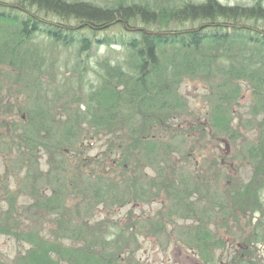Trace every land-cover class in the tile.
Segmentation results:
<instances>
[{
    "label": "trees",
    "instance_id": "1",
    "mask_svg": "<svg viewBox=\"0 0 264 264\" xmlns=\"http://www.w3.org/2000/svg\"><path fill=\"white\" fill-rule=\"evenodd\" d=\"M177 2L162 0L160 5H149L0 0V80L7 78L18 84L29 97L40 99L42 77L48 76L50 49L72 48L77 59L83 54L89 57L92 48L98 47L126 52L125 57L114 61L109 57L97 60V83L88 89L85 84L78 85V93L69 96L79 99L64 104L61 114L43 108L38 101L33 103L35 108L17 105L14 109L2 93L6 89L0 87V151L4 148L6 154L19 158L16 163L31 182L30 205L38 210L37 228H22L21 224H27L15 218L16 195L7 197L10 207L0 212V235L29 247L11 262L0 260V264H140L133 258L137 235L123 230L113 233L106 222L97 221L93 211L100 205L123 207L134 201L162 199L164 210L154 222H137L140 228L146 226L153 233H164L167 220L188 219L196 214L201 219L205 214L202 199H192L197 189L202 196V182L177 181L164 172L169 146L161 137L172 131L174 120L189 113L180 94L184 80L218 79L214 87H208L206 101L212 105L209 126L222 130L223 135L230 133L238 82L246 80L255 95L262 93L264 0H255L250 6L222 5L219 0ZM116 28L119 35L109 33ZM38 36L51 44L47 47L38 43ZM86 64L76 63L75 68L82 67L84 73L89 68ZM254 108L264 115V98ZM8 112H22L25 119L9 121L5 119ZM87 137L110 138L108 154L115 156L112 165L118 169L113 178L93 173L83 176L88 166L83 161L71 178L62 176L68 156L77 146L81 151L79 145ZM262 149L264 157V145ZM248 153L257 159L260 151L252 147ZM42 157L48 165L45 173L40 165ZM142 164L156 172L158 181L141 171ZM250 181L248 184L227 178L221 190L212 192V206L220 211L233 206L242 214L260 215L257 226L243 240L246 251L239 249L243 257H234L236 263L227 264H258L251 248L264 241V233L258 229L264 225L261 161ZM221 197L227 198L226 203ZM220 213L223 222L230 214H237ZM47 224L52 227L45 228ZM206 228L200 221L187 232L202 259L212 262V257L208 260L209 252L220 249L223 243H218Z\"/></svg>",
    "mask_w": 264,
    "mask_h": 264
},
{
    "label": "rangeland",
    "instance_id": "2",
    "mask_svg": "<svg viewBox=\"0 0 264 264\" xmlns=\"http://www.w3.org/2000/svg\"><path fill=\"white\" fill-rule=\"evenodd\" d=\"M88 1L98 4L123 1L128 4L147 3L149 5L156 2L157 5H160L162 2V0ZM172 1L178 4V0ZM183 1L200 3L204 0H181V2ZM219 1L222 5L250 6L255 0ZM109 33L120 34L118 28L109 31ZM37 42L47 47L51 44V41L43 36H38ZM125 55L126 52L120 48L98 47L92 48L89 57L83 54L77 59L72 48L55 47L50 49L48 76L42 77L43 85L39 100L35 95L29 97L27 93L23 92L21 86L7 78L0 80V87L6 89L2 93L8 96V102L14 109L17 105L22 108L27 105L35 108L33 103L38 101L43 108H50L61 114L64 104H73L79 99V97H71L78 93V85L85 84L88 89L90 84L97 83L96 73L99 71L96 67L97 60L109 57L111 61H114L125 57ZM79 62L81 65L88 63L86 67L89 66V68L84 73L81 72L82 67L75 68V64ZM214 80L218 82V79L215 78H195L183 81L180 94L189 106V113L182 114L183 118L174 120L172 131L166 132L161 137L163 144L169 146V153L165 156V159H168V163L165 165L167 169L164 172L176 177L177 181L202 182L203 187L202 190L200 189L203 192L202 196L198 195L197 189L192 198L194 200L202 199L201 206L206 211L202 218L200 219L196 214L188 219L167 220L164 233H153L146 226L140 228L137 222L145 225L147 221L154 222L156 215L164 210L162 199L145 203L134 201L123 207L107 208L100 205L93 211L94 218L99 222H106L113 233L123 230L125 234L134 233L137 235L138 247L134 246L136 250L133 253V258L140 264H227L231 261L236 263L234 257H241L239 249L241 248L243 252L246 251L242 246L243 240L250 235V231L255 225L257 226V221L260 219V215L257 213L242 214L233 206L224 207L220 211L214 204L212 206V192L214 189L221 190L228 183L227 178L230 181L235 179L249 184L254 174V168H257L260 161L264 165V157L261 156L264 145V115L254 108L259 99L264 98L262 97L264 89L262 88V93L257 96L248 81L238 82L239 94L236 102L232 105L233 116L231 117L230 133L223 135L222 130L212 129L209 126L212 105L206 100L210 90L208 87H214ZM84 110L85 108L82 109V111ZM254 112L258 113L254 114ZM20 117L25 119L22 112H8L5 119L19 121ZM1 130L3 131V129L0 128V133ZM109 140L110 138H84L79 145L81 151H77V146L74 152L68 156L66 169L62 176L65 179L71 178L74 169L77 166L81 167L80 161L88 164L83 170V176L93 173L95 176L104 175L113 178L117 175L118 169L112 165L115 156L109 155L107 150ZM252 147L260 151V154H257L259 156L257 159L255 155L248 153ZM78 152L81 154L78 155ZM43 158L40 159V165L41 170L45 173L48 170V165ZM18 159L14 154L12 156L6 154L4 148L0 151V212L10 207L7 197L16 195L14 207L18 214L15 215V218H20L27 224H21L22 228L28 225L37 228L38 210L30 205L33 202L31 182L27 179L25 171L18 167L16 163ZM82 168L84 169V166ZM141 171L147 177L158 181L156 172L150 171L148 166L143 168L142 164ZM221 198L226 203L227 198ZM261 199V203L264 205V196ZM224 211L227 213L236 211L237 214L235 216L230 214L227 221L223 222L224 218L221 217L220 212ZM261 214L264 215L263 209ZM200 221L204 223V227H207L206 229L218 243H223L220 249L209 252L208 260L210 261L212 257V262H205L202 259L200 253L191 244L190 234L187 232V228L197 227ZM48 227L51 228L52 225L47 224L45 228ZM181 228L183 232H181ZM258 229L261 230L260 234L264 233V225H260ZM28 247L26 243L17 242L10 236L0 235V260L6 263L11 262L16 255L24 253ZM251 252L258 264H264V241L252 246Z\"/></svg>",
    "mask_w": 264,
    "mask_h": 264
},
{
    "label": "water",
    "instance_id": "3",
    "mask_svg": "<svg viewBox=\"0 0 264 264\" xmlns=\"http://www.w3.org/2000/svg\"><path fill=\"white\" fill-rule=\"evenodd\" d=\"M198 264H200V263H198Z\"/></svg>",
    "mask_w": 264,
    "mask_h": 264
}]
</instances>
